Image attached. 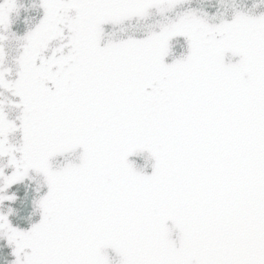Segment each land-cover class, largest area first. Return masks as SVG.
Here are the masks:
<instances>
[{
  "label": "snow or ice",
  "instance_id": "6c2138e0",
  "mask_svg": "<svg viewBox=\"0 0 264 264\" xmlns=\"http://www.w3.org/2000/svg\"><path fill=\"white\" fill-rule=\"evenodd\" d=\"M0 246L264 264V0H0Z\"/></svg>",
  "mask_w": 264,
  "mask_h": 264
},
{
  "label": "water",
  "instance_id": "95a60500",
  "mask_svg": "<svg viewBox=\"0 0 264 264\" xmlns=\"http://www.w3.org/2000/svg\"><path fill=\"white\" fill-rule=\"evenodd\" d=\"M247 2L250 4L251 0H247ZM33 15H35V13H33ZM145 156H147V154L145 153ZM137 160V162L141 165L144 164V158L143 157H136L134 158ZM149 172L151 171V167L149 166V168L147 169ZM27 214V212H25V215ZM34 219H38V217H35ZM22 226H27L26 223L22 224ZM12 259V257L9 255V249H7L6 247L0 246V264H7V261H10Z\"/></svg>",
  "mask_w": 264,
  "mask_h": 264
}]
</instances>
